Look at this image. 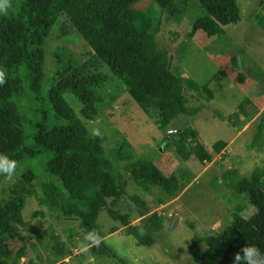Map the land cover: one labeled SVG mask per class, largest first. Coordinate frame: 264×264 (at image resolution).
<instances>
[{
    "label": "trees",
    "instance_id": "trees-1",
    "mask_svg": "<svg viewBox=\"0 0 264 264\" xmlns=\"http://www.w3.org/2000/svg\"><path fill=\"white\" fill-rule=\"evenodd\" d=\"M12 1L15 7L0 11V64L5 81L0 85V154L17 162L16 172L23 165L26 168L0 196V264H20L27 255L25 246L15 251L11 242L24 240L23 211L33 194L34 182L43 173L44 204L66 218L78 219L88 236L99 237V245L91 238L94 254L117 256L105 243L106 235L99 224L109 199L114 206L118 200L126 199L144 210V226L139 227L132 224L129 214L109 208L111 217L124 224L129 236H135L141 245H153L165 226L162 216L150 213L148 202L139 195L129 194L123 172L104 149L103 136L92 133L65 98V93H73L83 104L84 116L98 119L103 101L98 87L106 75L91 63L57 56L53 75L46 81L44 65L50 35L55 26L58 30L63 25L61 18L65 16L95 52L99 63L106 64L129 87L143 110L156 112L163 127L181 115L195 116L204 105L192 106L187 91L195 90L197 84L175 70L174 56L159 45L154 32L155 4L171 9L177 2L150 0L144 7V0ZM180 2L183 5L188 0ZM201 5L206 15L193 24L191 39L211 40L220 33L219 25L242 20L238 0H201ZM179 6L180 3L175 13L180 14ZM202 90L204 95L208 93L207 99L215 97L208 85ZM170 137L176 139L178 154L185 160L194 153L202 161L213 159L192 128ZM189 137L194 138L193 147ZM227 145L219 141L214 149L221 153ZM161 164L158 159L141 158L131 161L125 172L145 190L161 187L164 203L178 197L184 183ZM5 178L0 175V184ZM238 189L255 212L248 217L236 214L234 221L209 237L204 246L195 236L190 251L196 264H233L235 254L247 245L264 251V169L245 177Z\"/></svg>",
    "mask_w": 264,
    "mask_h": 264
},
{
    "label": "rangeland",
    "instance_id": "rangeland-1",
    "mask_svg": "<svg viewBox=\"0 0 264 264\" xmlns=\"http://www.w3.org/2000/svg\"><path fill=\"white\" fill-rule=\"evenodd\" d=\"M149 1H143L144 7ZM180 1L175 0L171 9L155 4L152 17L156 39L174 56L175 70L197 84L195 90L187 91L192 106L204 105L195 116L181 115L163 127L157 113L143 110L129 87L106 64L99 63L65 16L61 18L63 25L58 30L55 26L50 35L44 65L46 81L53 75L57 56L91 63L106 75L98 87L103 98L98 119L84 116L83 104L73 93H65V98L89 130L103 136L104 149L123 172L129 194L147 201L150 213L162 216L164 229L157 233L153 245H141L135 236L127 234L121 221L111 217L109 208L129 214L132 224L139 227L144 226V210L126 199L114 206L109 199L99 224L106 235L105 243L117 256L94 254L91 238L79 220L66 218L44 204L43 173L34 182L23 211L24 240L11 242L15 251L26 248L27 255L20 264H123L122 260L126 264H196L190 251L195 236L204 246L209 237L230 225L236 214L248 217L255 212L238 185L255 170L264 169V0H238L241 22L219 25L220 33L211 40L190 38L193 24L206 15L201 0H188L183 5ZM179 3L180 14L175 13ZM0 6L7 11L15 3L0 1ZM205 85L214 92L213 99L203 94ZM248 99L250 103H246ZM187 128L197 131L199 141L213 156L211 161L200 160L196 153L188 160L178 154L176 139L170 134ZM193 139L189 137L191 147L195 145ZM219 141L228 143L221 153L214 149ZM141 158L162 162L167 172L181 178L184 191L174 200L161 203L165 196L161 187L145 190L138 186L125 168ZM25 168L21 166L12 181L5 178L0 196L5 186L18 181Z\"/></svg>",
    "mask_w": 264,
    "mask_h": 264
},
{
    "label": "clouds",
    "instance_id": "clouds-1",
    "mask_svg": "<svg viewBox=\"0 0 264 264\" xmlns=\"http://www.w3.org/2000/svg\"><path fill=\"white\" fill-rule=\"evenodd\" d=\"M0 11H4V6H0ZM4 82V75L0 73V85ZM16 170L17 162L7 155L0 154V175H4L9 181H12L16 176ZM90 238L96 245H99V237ZM233 264H264V251L255 245H247L235 254Z\"/></svg>",
    "mask_w": 264,
    "mask_h": 264
},
{
    "label": "water",
    "instance_id": "water-1",
    "mask_svg": "<svg viewBox=\"0 0 264 264\" xmlns=\"http://www.w3.org/2000/svg\"><path fill=\"white\" fill-rule=\"evenodd\" d=\"M173 57L171 58V63H172Z\"/></svg>",
    "mask_w": 264,
    "mask_h": 264
}]
</instances>
